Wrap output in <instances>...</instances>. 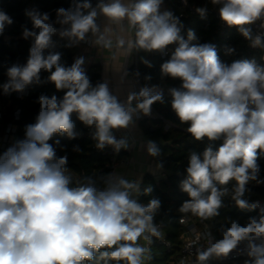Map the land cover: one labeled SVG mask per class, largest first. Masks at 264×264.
Returning a JSON list of instances; mask_svg holds the SVG:
<instances>
[{"label": "clouds", "instance_id": "clouds-1", "mask_svg": "<svg viewBox=\"0 0 264 264\" xmlns=\"http://www.w3.org/2000/svg\"><path fill=\"white\" fill-rule=\"evenodd\" d=\"M163 0H72L67 9L50 13L26 10L32 29L24 28L22 36L32 41L24 65L7 69L8 80L2 86L5 94L23 92L40 83L41 72L49 73L47 81L56 95H40L35 122L25 128L24 138L16 140L0 154V264H144L149 252L138 243H151L160 231L154 217L160 208L158 199L141 204L133 194L139 185L125 178L105 180L100 188L92 178L72 185L67 175L68 157L57 156L59 140L55 135L76 139L72 114L88 128L96 148L111 146L116 153L128 148L125 138L117 139L113 130L127 128L137 114L150 115L152 105L163 103L158 85H145L130 93L127 102L115 96L107 82L93 86L85 72V58L77 57L70 66L62 62L60 52L45 50L55 46L53 37L67 41L69 47L87 41L89 34L105 48L112 41L100 31L99 16L113 23L127 25L135 32L128 48L147 53L163 52L176 47L160 65L161 78L179 79V87L168 89L171 108L196 141L222 140L215 150L208 146L202 154L191 152L187 176L180 189L189 197L178 209L201 219L219 215L222 197L229 189L221 188L235 181L232 199L239 209L259 208V215L248 218L245 225L233 220L222 229L221 238L209 241L205 250H197V264L210 258H226L241 242H247L245 264H264V207L259 201L244 198L246 185L259 178L258 159L264 156V64L241 59L224 63L211 43L193 44L194 30L182 34L183 24L169 11L161 12ZM220 20L236 27L253 48L264 49V0H211ZM203 18L206 7H198ZM13 19L0 11V34ZM259 22L261 31L254 32ZM125 44L118 39L117 45ZM233 48L227 53L232 54ZM148 67L151 63L143 61ZM139 75V73H136ZM151 80V76H145ZM132 101H136L133 105ZM79 151V146H74ZM147 151L160 155V149L149 140ZM162 166V165H161ZM144 194H151L152 187ZM98 254V255H97ZM183 264V261H181Z\"/></svg>", "mask_w": 264, "mask_h": 264}, {"label": "trees", "instance_id": "trees-1", "mask_svg": "<svg viewBox=\"0 0 264 264\" xmlns=\"http://www.w3.org/2000/svg\"><path fill=\"white\" fill-rule=\"evenodd\" d=\"M188 6L183 7L181 0H163L167 7V11L179 17L183 24L182 34L187 35L189 29L194 30L197 39L192 41L193 44L211 43L215 45L220 60L224 63L231 64L233 61L248 59L255 60L258 64H264L263 52L259 48L252 50L249 41H246L239 34L236 27L226 26L221 28L218 19L210 13L211 0H186ZM92 3V1L90 0ZM38 6V11L48 12L51 18H55V9L63 7L67 9L71 6L72 0H0V11L11 16L13 23L6 25L2 34H0V86L8 80L7 69L13 64L24 65L29 56V49L32 41L24 39L22 32L24 28L32 29L30 18L25 14L26 10H33V5ZM93 4V3H92ZM198 7H206V15L202 18L197 13ZM191 8H194L191 10ZM55 46L52 49L45 50L60 52L62 54V62L65 66H70L77 53V46L69 47L66 40L59 37H53ZM176 45H169L167 49L169 54L163 56L161 52L154 51L147 53L143 50L138 51V69L132 67V72L138 77L140 83L145 85H158V90L163 92V103L156 102L152 106L160 114L161 118L155 120H142V125L146 134L157 142L160 149L158 155L159 164L164 170L166 177L156 180L154 176L147 174L144 179L137 199L141 204L147 205L148 202L155 198L160 201V208L157 210L154 223L162 224L166 240L172 245V251L168 252L165 245L157 240L151 241L147 261L145 264H172L179 256L180 237L183 233V227L180 219L184 216L192 215L191 213H181L178 209L189 199L188 195L181 191L180 183L186 178L189 155L191 152L202 154L204 149L211 146L214 150L220 146L222 140L208 141L204 138L202 141H196L188 133V124L181 123L171 108V96L168 89L179 87L181 81L179 79L161 78L160 65L168 60ZM228 48L235 51L232 54L227 53ZM148 60L151 67H148L143 61ZM136 73H139L137 75ZM49 73L41 72L40 83L32 84L25 89L28 96L23 99L15 98V92L5 94L3 88L0 87V112H5L4 122L8 123L13 120L15 109H19L20 118L17 121L18 131L16 140L24 138L25 128L27 125L35 122L39 112V104L36 102L40 95H56L62 98L64 91L56 90L54 84L47 81ZM91 84L95 86L100 83L99 67L94 66L86 74ZM145 76H151V80H146ZM72 120L75 123V131L79 134L76 139H68L65 135H55L50 143L55 140L60 141V145L56 146L57 156L67 155V175L72 179L71 186H77L85 183L87 178H92L98 187L105 186L104 181L109 173L106 168L109 155L105 153L107 147L103 150L96 148V141L92 138L93 129L85 127L72 114ZM166 126H169L166 129ZM1 131V128H0ZM74 146H79V151H74ZM260 166L259 178L264 180V156L258 159ZM262 184V183H261ZM261 184L255 181L246 185L247 191L244 198L249 202L264 198V189ZM235 181H230L228 185L219 187H227L228 193L222 197V206L218 210L219 215L210 217V228L220 239L222 229L230 226L233 220L245 225L249 217L258 216L259 212L255 209H239L235 201L232 199L234 194ZM151 186V194H144V189ZM98 255V254H97ZM85 264H96L94 259ZM103 264V262H101ZM109 264H116L115 261H109ZM123 264V262H121Z\"/></svg>", "mask_w": 264, "mask_h": 264}, {"label": "crops", "instance_id": "crops-1", "mask_svg": "<svg viewBox=\"0 0 264 264\" xmlns=\"http://www.w3.org/2000/svg\"><path fill=\"white\" fill-rule=\"evenodd\" d=\"M123 2L128 4L131 3V0H123ZM97 23L100 26L101 33L112 41V47L105 48L97 44L96 36L90 33L88 38L94 46L80 42L76 45L75 59L81 56L85 58L84 68L86 74L92 67L98 66L100 82H107L111 92L122 102H127L130 93L137 92L135 88L136 76L131 70L136 60L135 48H128L129 42L135 39V32L128 27L127 21L122 24L113 23L102 15L98 17ZM118 39H123L125 44L118 46ZM132 103L134 105L136 101H132ZM113 134H118L128 142V148L126 150L122 149L121 155L125 163L118 168L116 179L122 177L134 181L139 185L140 191L143 179L147 174L154 176L156 180L166 177L159 164L158 157L149 155L147 151L148 141L154 140L146 134L142 121L137 116L127 128L113 130ZM154 142L157 144L156 141ZM138 193L133 194L134 198L137 199Z\"/></svg>", "mask_w": 264, "mask_h": 264}, {"label": "built area", "instance_id": "built-area-1", "mask_svg": "<svg viewBox=\"0 0 264 264\" xmlns=\"http://www.w3.org/2000/svg\"><path fill=\"white\" fill-rule=\"evenodd\" d=\"M93 3V6H95L99 0H91ZM181 4L183 7H187V1L181 0ZM32 9L37 10L38 6L36 4L33 5ZM194 8H191L193 10ZM210 13L215 15L216 18L219 21L220 27L225 28L227 25L220 20L219 13L216 6L211 7ZM11 17V16H10ZM254 32L261 31L259 27V22H257L255 25L252 26ZM81 43L87 44L89 46H94V44L87 39V41H82ZM252 50H257L259 48H253L250 46ZM264 50V49H263ZM139 49L135 48L136 53V60L134 62V69L137 71L138 69V54ZM163 56H167L169 54V50L166 48L163 52H161ZM263 61H264V52H263ZM143 87V85L140 83L138 77H136V84L135 88L138 92L140 88ZM28 96L27 91L23 92H15V98L17 99H23ZM4 115L5 112H0V154H2L4 151L7 150L8 147H10L15 141V137L17 135L18 131V125L16 124L17 121L20 118V111L19 109H15L13 113V120L5 123L4 122ZM137 118L142 120H155L157 118H161L160 114L153 108H151V114L150 115H143L137 114ZM169 126H166V129H168ZM117 139H120L121 137L118 134H114ZM107 149L105 151L106 154L109 155L110 160L108 161L106 168L109 169V173L106 177V180L113 179L116 180L117 177V170L120 166H122L125 161L122 158V150L119 153H116L111 146H106ZM249 185V184H248ZM106 186V185H105ZM104 186V187H105ZM262 188L264 189V183L261 184ZM255 201H259L261 207H264V198L257 199ZM254 201V202H255ZM258 212L260 211L259 208L256 209ZM210 218L208 219H201L198 216L195 215H188L184 216L180 219V224L183 227V233L180 237V249H179V256L172 262V264H181V261H183V264H197V250H205L207 247L210 246L209 241H214L216 239H219L215 233L210 228ZM158 230L160 231L159 237H152L153 240H157L158 242L165 245L168 252L172 251V245L169 241L166 240V236L164 234L163 225L162 224H156ZM140 240H138V243L140 244ZM151 243H148L145 241V247L148 249L150 248ZM247 242H241L236 249H234L226 258H210V260L207 262V264H245L246 260H249L250 258L247 255Z\"/></svg>", "mask_w": 264, "mask_h": 264}, {"label": "rangeland", "instance_id": "rangeland-1", "mask_svg": "<svg viewBox=\"0 0 264 264\" xmlns=\"http://www.w3.org/2000/svg\"><path fill=\"white\" fill-rule=\"evenodd\" d=\"M160 11L161 12H164V11H167V7H166V5L164 4V3H162V5H161V8H160ZM140 245H142V246H144L145 247V241L142 239V241L140 242ZM149 253V252H148ZM148 253L146 254V256L148 257ZM146 261H147V258L145 259V263H146Z\"/></svg>", "mask_w": 264, "mask_h": 264}]
</instances>
